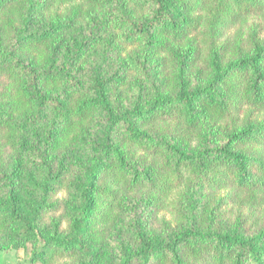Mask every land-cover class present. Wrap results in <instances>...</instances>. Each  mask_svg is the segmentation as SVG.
Masks as SVG:
<instances>
[{
	"label": "trees",
	"instance_id": "trees-1",
	"mask_svg": "<svg viewBox=\"0 0 264 264\" xmlns=\"http://www.w3.org/2000/svg\"><path fill=\"white\" fill-rule=\"evenodd\" d=\"M16 1L0 0L17 19L0 47V133L14 161L0 160V235L35 243L63 190L67 228L33 250L39 264H264V219L254 216L264 208V36L254 24L229 51L221 34L264 0H133L147 8L137 19L125 0ZM109 27L142 53L110 75L103 57L83 86L68 69ZM196 37L199 48L172 47ZM166 54L170 87L153 72L163 59L150 61ZM197 56L201 84L183 74ZM127 69L140 77L122 103L111 88ZM234 198L250 212H218ZM163 210L175 213L173 230L149 232L145 219Z\"/></svg>",
	"mask_w": 264,
	"mask_h": 264
},
{
	"label": "rangeland",
	"instance_id": "rangeland-1",
	"mask_svg": "<svg viewBox=\"0 0 264 264\" xmlns=\"http://www.w3.org/2000/svg\"><path fill=\"white\" fill-rule=\"evenodd\" d=\"M25 4L26 0H22ZM126 7L132 11L133 16L137 19L146 14L147 8L141 7L138 4L134 3L133 0H125ZM21 4V0H17L14 5L18 6ZM86 10V7H85ZM0 13V47H5L9 42V39L12 37V32L10 27L7 24L8 21H13V24H17V19L13 15V10H8ZM47 18V12L42 11L41 15L34 18V25L30 26V29L37 27V25L43 22ZM83 20V17L80 18ZM254 24L259 25L260 37L264 36V10L260 14L242 16L239 17L236 21L232 22L224 31L221 32L222 38H225L228 42V50L232 51V44L242 45L245 43L246 38H248L250 30ZM102 35L103 39L99 43L92 44L90 50H88L80 60L69 67L68 70L75 69L82 77L83 86H87L93 76V71L95 66H99V63L102 61L103 57L106 59L101 67V73L106 75L113 74L121 61H124L127 57L134 54L140 55L141 46L138 42L133 43H124L119 40L120 31L109 27ZM111 36L112 47L106 50L103 55V50L105 49V41ZM197 38V37H196ZM223 41H218L217 45L222 44ZM200 41L197 40H183L180 42H175L172 44V47L179 51L184 52V48L188 45L193 46L194 48H199ZM163 59L162 63L156 65L153 68V72L157 79H163L166 86L170 87L175 80L174 74V62L170 61L167 54L159 55V57H152L150 61H155ZM149 61V62H150ZM188 62V61H187ZM187 67V68H186ZM184 67L183 74H185V79L188 81L203 83L206 79V70L203 62L200 61L199 56L188 62V65ZM124 72V70H123ZM140 77V76H139ZM138 75L134 70L127 69L124 75V80L118 82L116 85L112 86V95L115 96L120 102L125 103L129 101L128 93L134 88V81L139 80ZM6 83L5 75L0 74V90L3 89L4 84ZM74 88V87H73ZM74 89H68L69 92ZM76 94H74L75 96ZM112 96V98H113ZM211 122H207L206 126H209ZM172 125V121L169 123L160 122L159 125L164 128L166 125ZM212 125V124H211ZM172 127V126H171ZM4 134L0 133V160L5 164L7 168H10L14 161L12 160V154L9 146L5 143ZM75 158H80L79 155H76ZM202 197L199 199V202H205L207 200L206 189L202 190ZM240 197V196H239ZM238 197V198H239ZM244 197V196H243ZM237 199L227 200L222 202L220 210L223 211L225 216H234L238 210V207L243 209L245 214L250 212L247 211L246 206L239 202ZM51 201H57L56 207L50 210L45 214L43 221L41 223V233L37 237L38 240L34 242H24V243H15V240H12L9 237L0 235V264H39V260H33V250L40 248L41 243L43 242L44 236L64 233L67 228V219H68V209H67V197L65 196L63 190L55 192L51 198ZM215 205V201H213ZM247 211V213H246ZM254 216L264 219V208H258L254 211ZM171 210L157 211L149 214L145 219V224L147 230L152 233H161L164 228L168 226V230H173V224L176 221V217ZM220 214V213H218ZM249 215V214H248ZM165 220V221H163ZM253 218H249L247 223L252 222ZM24 244V245H23ZM36 248V249H35ZM106 252V251H105Z\"/></svg>",
	"mask_w": 264,
	"mask_h": 264
}]
</instances>
